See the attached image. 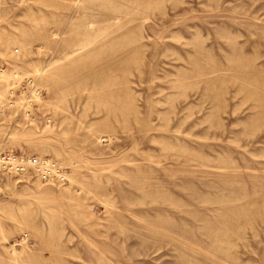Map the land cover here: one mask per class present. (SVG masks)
<instances>
[{
  "label": "rangeland",
  "instance_id": "1",
  "mask_svg": "<svg viewBox=\"0 0 264 264\" xmlns=\"http://www.w3.org/2000/svg\"><path fill=\"white\" fill-rule=\"evenodd\" d=\"M0 152V264H264V0H0Z\"/></svg>",
  "mask_w": 264,
  "mask_h": 264
},
{
  "label": "built area",
  "instance_id": "2",
  "mask_svg": "<svg viewBox=\"0 0 264 264\" xmlns=\"http://www.w3.org/2000/svg\"><path fill=\"white\" fill-rule=\"evenodd\" d=\"M4 175L21 178L35 175L46 183H67L70 173L67 167L51 159L25 153L0 152V178ZM27 238L25 235L19 244L25 243Z\"/></svg>",
  "mask_w": 264,
  "mask_h": 264
}]
</instances>
